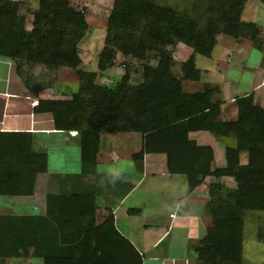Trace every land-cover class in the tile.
Masks as SVG:
<instances>
[{
    "label": "trees",
    "instance_id": "1",
    "mask_svg": "<svg viewBox=\"0 0 264 264\" xmlns=\"http://www.w3.org/2000/svg\"><path fill=\"white\" fill-rule=\"evenodd\" d=\"M245 2L207 0L206 11L196 22L188 13L156 0H114L99 68L112 66L118 52L144 59L155 51L157 76L133 84L126 73L119 85L106 88L97 86L95 73L80 71V89L71 98L39 101L42 110L52 112L56 129L78 134L85 163L96 164L101 133L137 132L142 135V148L133 157L165 154L169 172L184 175L189 192L208 176L217 179L209 184L207 212L212 226L194 264H244L245 217L264 211V107L252 94L239 96L236 119L223 121L218 85L205 83L193 92L183 87L184 80L201 79L196 57H210L221 34L246 37L262 48L264 40L252 31L253 25L240 18ZM19 10V1L0 0V55L54 69L82 64L78 45L89 28L84 11L60 0H40L28 37L18 26ZM180 43L191 47L192 53L177 75L169 47ZM197 131L233 140L226 145L224 167L212 168L214 149L191 138ZM30 143H24L25 161L19 167L3 166L1 195H31L37 174L47 170V154L32 151ZM242 152L246 162L241 160ZM226 176L234 179L235 188L219 181ZM96 208L94 193L72 192L49 195L43 216H0V264L4 258L30 254L44 264H144L140 251L116 227L113 215L96 223ZM33 227L39 233L36 238Z\"/></svg>",
    "mask_w": 264,
    "mask_h": 264
},
{
    "label": "crops",
    "instance_id": "2",
    "mask_svg": "<svg viewBox=\"0 0 264 264\" xmlns=\"http://www.w3.org/2000/svg\"><path fill=\"white\" fill-rule=\"evenodd\" d=\"M254 9L259 10L260 6ZM254 14L248 20L259 23L258 11ZM248 43H239L226 35L218 36L212 55L205 57L206 61L199 64L196 57L201 79L183 81L185 91V83L198 87L205 83L218 85L222 99L219 119L223 121L236 119L239 96L252 94L254 101L264 107V47L261 50L251 41ZM179 45L188 47L192 53L191 47ZM27 68L32 71L34 65ZM25 72L23 62L0 55V172L7 164L19 167L25 161L26 140L31 141L32 151L47 154L48 166L45 172L37 174L31 195L0 194V216H43L49 195L91 192L96 197V211L114 216L116 227L140 251L144 264L196 263L203 238L211 226L204 218L205 214L209 215V184L217 179L208 176L201 186L189 192L187 178L185 181L181 179L184 175L169 172L165 154L146 153L142 159L133 157L142 148V135L137 132L101 133L96 164L83 162L78 134L75 130L56 129L52 112L39 107L41 99L54 97L48 96L46 85ZM198 90L202 89L196 87L193 91ZM190 136L198 144L212 146L213 169L226 165H220L226 151L224 141L207 131L192 132ZM160 156L163 157L159 159ZM246 159L245 153L241 160L246 162ZM215 163L219 166L215 167ZM161 166H165L161 170L164 174L159 172ZM112 173H117L119 178H114ZM166 190L170 198L151 202L154 195L160 196ZM133 209L139 211L133 213ZM184 213L188 218H183ZM103 220L96 219V223ZM36 232L33 227L35 238L39 235ZM10 258L18 260L13 264H32L33 258L39 257L30 254L4 260Z\"/></svg>",
    "mask_w": 264,
    "mask_h": 264
},
{
    "label": "rangeland",
    "instance_id": "3",
    "mask_svg": "<svg viewBox=\"0 0 264 264\" xmlns=\"http://www.w3.org/2000/svg\"><path fill=\"white\" fill-rule=\"evenodd\" d=\"M20 2V10L18 15V26H21L26 35L32 31L33 25V12L37 9L40 0H14ZM65 5L69 6L74 10H82L86 15V19L89 28L79 42V52L82 59V64L78 68L70 67H59V68H49L43 64L35 61L24 60L23 58H17L16 61L19 63L23 62L25 68V75L34 76L39 79L41 84L46 85L47 91L49 92V97L54 98H71L73 93L80 89V71L95 73L97 86L114 88L119 85L123 75L127 73L129 79L133 84L141 82L145 76H157V65L159 61L158 53L155 51H149L144 59H137L123 53H117L115 61L112 66L101 70L98 66L100 54L103 51L105 36L108 26V19L111 13L114 0H60ZM158 4L170 5L182 13H188V15L199 22L202 15L206 11L207 0H156ZM259 10L254 9L259 7ZM258 11L259 23L250 22L248 19L251 18L254 12ZM258 14L256 16H258ZM240 18L243 21H247L253 25L252 31L261 40H264V4L258 0H246L243 7ZM222 36H230L227 34H221ZM219 35V36H221ZM28 36V35H27ZM29 37V36H28ZM237 42L248 45L250 39L246 37H233ZM33 41V40H32ZM252 42V41H251ZM251 44V43H250ZM38 45V44H37ZM187 46V45H186ZM264 47V46H262ZM173 51V57L175 63L172 70L175 74H181V63L188 58L191 50L183 45H178L177 47H169ZM262 50V49H261ZM198 63L206 61L204 56L197 55ZM34 65L32 71H27L28 65ZM32 74V75H31ZM130 82V83H131ZM185 89L187 92H193L195 88L203 89L204 85L198 87L197 85L185 83ZM219 139V138H217ZM224 141L225 145L227 143H233V140L229 139H219ZM160 156L159 159H161ZM241 157H245V153H241ZM216 161V160H215ZM221 162V161H220ZM162 163V162H161ZM226 164L225 150L223 162L220 165ZM70 166H74L71 163ZM219 165H216L215 167ZM165 166L160 167V174H164L162 171ZM157 170V168H156ZM162 170V171H161ZM176 177V176H174ZM183 177V176H182ZM59 179V178H58ZM175 180V178H173ZM181 179H185V176ZM63 180V179H62ZM149 182L152 181L150 177L147 178ZM214 180V179H213ZM67 181V180H65ZM159 183L163 182V178L158 179ZM217 181V180H216ZM224 184L226 188H235L236 183L233 178L223 177L219 180ZM67 183V182H66ZM186 185V184H185ZM160 187V186H159ZM169 190L162 192L160 196L158 194L154 195L151 202L160 201L163 199H168ZM149 200V199H148ZM15 211V210H14ZM183 218H188L187 214L184 213ZM209 214V213H208ZM96 219L103 220L107 217L105 214L96 211ZM194 218V216H192ZM204 218L209 221L212 226V218L210 214L204 215ZM149 221V219H146ZM179 244V243H178ZM177 244V245H178ZM32 251V250H31ZM244 264H264V211H253L246 215L245 217V228H244ZM16 259H6L3 260V264H13ZM32 264H44L42 258H33Z\"/></svg>",
    "mask_w": 264,
    "mask_h": 264
},
{
    "label": "clouds",
    "instance_id": "4",
    "mask_svg": "<svg viewBox=\"0 0 264 264\" xmlns=\"http://www.w3.org/2000/svg\"><path fill=\"white\" fill-rule=\"evenodd\" d=\"M75 134H76V132H75ZM112 175H113V177L116 178V179L119 178V175H118L117 173H112Z\"/></svg>",
    "mask_w": 264,
    "mask_h": 264
}]
</instances>
